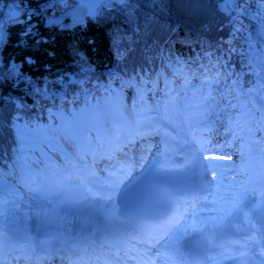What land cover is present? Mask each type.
<instances>
[{
  "label": "snow or ice",
  "instance_id": "snow-or-ice-1",
  "mask_svg": "<svg viewBox=\"0 0 264 264\" xmlns=\"http://www.w3.org/2000/svg\"><path fill=\"white\" fill-rule=\"evenodd\" d=\"M10 2L8 17L0 13V45L6 40L7 28L18 24L25 25L22 43L27 37L36 36L31 21L33 16L41 13L47 27L64 30L86 26L88 19L97 20L114 4L130 5L131 0H78L79 7L70 5L69 0H47L39 12L23 4L22 0L19 4L15 0ZM222 2L226 6L236 5L220 9L229 15L244 11L240 7L244 0ZM159 3L162 5L163 0ZM57 5L61 6L59 14ZM69 17L71 24L66 25L64 20ZM261 24L264 27V18ZM42 43L47 41L44 38L35 40L37 46ZM85 59L80 55L81 71L90 72ZM23 63L31 65L35 61L31 57H26L20 64L10 60L0 72V82L10 83L13 89L23 91L22 97L9 98L18 113L27 108L25 99L30 95L63 99L52 90L54 87L63 90L80 83L79 79H73L74 74L66 73H57L55 78L33 79L22 71ZM249 63L260 70L253 72L256 76L253 86L242 84L238 73H221L222 59L217 57L214 61L210 53L207 63L199 65V75L191 72V78L177 67L189 65V61L169 56L166 67L182 77L183 82L173 89L166 77L153 73L155 80L137 77L141 85L146 86L137 90L143 99L146 91L156 95L162 85L163 98L156 101L154 108L158 115L163 111L160 122L167 119L168 124L174 125L176 121L187 124L191 138L185 136L182 141H175L165 134L155 144L154 151L150 143L142 147L129 140L123 148L117 149L122 153L123 163L118 161L104 169L108 180L101 185L102 192L97 193L86 185V177L72 172L55 192L45 178L28 175L21 186L6 183L0 173V220L6 210L11 213L26 197L47 200L50 194H58L65 202L73 203L72 189L64 185L79 181L84 200L103 202L99 206L109 217L105 228L115 243L108 246V251L91 255L88 250H83L88 259L81 257L70 264H224L225 261L264 264V54L259 59L251 57ZM192 79L198 83H192ZM16 119L19 120V115ZM217 124L225 133L223 143L216 142L220 145L218 149L211 144L205 147L191 132L192 128H202L211 136L219 135ZM12 128L14 143L23 145L26 126L13 124ZM96 131L95 139L98 140L100 128ZM233 155L237 156L236 160ZM108 159L111 160V156ZM224 169L234 171L236 179L229 185L227 193L217 199L214 188L220 186L219 178L224 176ZM89 175L94 177L96 174L90 172ZM206 209L208 215H204ZM229 227L237 239H225L230 235L225 232ZM2 233L0 226V264H23L31 260L29 245L5 243Z\"/></svg>",
  "mask_w": 264,
  "mask_h": 264
},
{
  "label": "trees",
  "instance_id": "trees-1",
  "mask_svg": "<svg viewBox=\"0 0 264 264\" xmlns=\"http://www.w3.org/2000/svg\"><path fill=\"white\" fill-rule=\"evenodd\" d=\"M221 1L192 0L190 3L189 0H163L161 5L159 0H131L130 5L114 4L97 20L88 19L86 26L78 25L64 30L47 27L45 16L41 13L33 16L31 21L37 35L27 37L23 43L21 33L25 25L7 28L6 40L0 45V72L4 71L10 60L20 64L26 57H31L35 63H23L22 71L33 79L45 76L55 78L57 73H66L74 74L73 79H79L80 83L63 90L54 87L52 90L63 99L36 98L30 95L25 99L27 108L18 113L9 98L22 97L23 91L13 89L10 83L0 82L2 178L18 182L25 171L23 162L28 165L26 171L29 175L31 170L48 180L50 176L56 175L51 162L26 135L23 145L14 143L13 124L26 126V131L40 133L66 144L52 127L59 119L58 111L63 112L68 120H73L77 130L83 132L82 119H90L84 108L90 106L100 125L106 127L108 101L126 111V105L122 102L128 95V88L137 90L146 87L137 80L138 76L155 80L153 73H161L171 82L173 89L183 82L182 77L166 67L169 56L189 61V65L180 64L177 67L182 68L185 75L191 78V72L199 75V65L207 63V54L210 53L214 61L217 57L222 59L224 68L220 69L221 73H238L242 84L253 86L255 76L246 56L244 40L233 34L231 15L226 10L220 11L223 8ZM15 2L19 4L21 0ZM22 2L39 12L47 0ZM76 2L69 0L70 5ZM11 6L10 0H0V13L5 18ZM60 9L61 6L57 5V14ZM39 38H44L47 43L37 46L35 40ZM80 55L86 58L85 63L90 66V72L86 69L81 71ZM227 83L231 85V81ZM144 95L153 102L151 91H146ZM17 115L19 120L16 119Z\"/></svg>",
  "mask_w": 264,
  "mask_h": 264
},
{
  "label": "rangeland",
  "instance_id": "rangeland-1",
  "mask_svg": "<svg viewBox=\"0 0 264 264\" xmlns=\"http://www.w3.org/2000/svg\"><path fill=\"white\" fill-rule=\"evenodd\" d=\"M78 1V0H76ZM221 3V6L223 8L226 9V7H236V5H225L222 1L220 2ZM240 7L244 10V11H241L239 14H232L231 17H230V20H231V30L233 32L234 35L238 36V37H241L243 38L244 40V47L247 51V58L248 60H250L251 57H256L257 59H259V56H260V47H263L261 44H259V42H255V41H252V37H251V27H250V21H255L260 27H262V24H261V20L262 18H264V0H246V3L245 4H242L240 5ZM45 22V21H44ZM264 28V27H263ZM250 64V63H249ZM251 69H252V72H259V68H256L254 65H251ZM255 76V75H254ZM195 80V79H194ZM193 80V81H194ZM255 81H256V76H255ZM104 87L103 89H105L106 87L105 86H102ZM129 92H130V88H129ZM162 95V91L160 90L158 93H157V97H158V100L162 99L163 97L161 96ZM135 97V98H134ZM137 99H139L140 101H142L143 99H141V96L140 94H134V92H130L129 95H128V98H125L124 99V102L125 103H131L133 104V102L137 101ZM138 100V101H139ZM144 101V100H143ZM146 107V114L148 115L147 117H156L158 116L157 113H153L150 108L148 107V104L145 103ZM111 105H108V108H107V113L109 111H114V109L112 107H110ZM87 113L89 115H91V118L93 116H96L95 113H93L92 111V108L90 106H86L84 108ZM48 115H49V112H47ZM161 115H163V111H161V114L158 116L160 117ZM58 120L55 124L52 125V127L57 131V134L58 136L61 138V139H64L66 141V146H64L66 149L70 150V151H75L76 150V143H75V140L72 138V133H76L78 134L79 131L77 130V128L74 126V123H73V120L69 119L67 120L66 119V115L61 112V111H58ZM126 119L131 122L129 124V128L127 129L128 133L130 135H133L134 134V120H133V114H131L130 112L126 115ZM153 121V120H152ZM82 124L84 127H89L93 130H96L97 128V125H96V122L93 120V119H86L85 117L83 118L82 120ZM142 124V123H141ZM141 124H138L139 126V130H140V133L142 132L141 131V128H143V125L141 126ZM50 125V124H49ZM157 125V123L155 124ZM141 126V128H140ZM187 126V125H186ZM184 128H187V127H184ZM216 128L217 130L220 132L219 135H214V136H211L208 132L206 134H202V137H203V140H202V143L204 144L205 147H208L210 144L213 148H216L218 149L219 148V143H216L217 141H219L220 143H223V140H224V135L225 133L223 132L222 129L219 128V124L216 125ZM207 130V129H206ZM126 131V132H127ZM125 132V136H121L120 133H116L113 135V138H117V139H126V137L129 135L128 133ZM106 133H111V131H105V135H107ZM123 134V133H122ZM176 135V134H175ZM26 136L28 138V140L34 145L36 146L37 148H39L41 151L43 150V143L41 141V138L43 137L42 135L39 136V137H35L33 136L30 132L26 131ZM138 137V136H136ZM157 137V136H155ZM135 138V137H133ZM140 138V137H139ZM175 138V137H174ZM173 138V140H175ZM158 140V139H157ZM156 138H155V141H157ZM51 144H58V145H61L63 146L62 144L58 143L57 140L55 139H51ZM143 143H150V144H154V140L153 138L152 139H141L140 138V142ZM122 144V145H121ZM135 144H137V141L135 142ZM143 147V145H141ZM145 146V145H144ZM153 146V145H152ZM113 147H115V145H113ZM124 145L123 143H119V147L118 148H123ZM155 150V146H153V151ZM228 151H231V149H227ZM122 154V153H121ZM216 154H219L218 152ZM130 155H132V153H130ZM206 155H208V152L206 153ZM115 158L117 159H121V155H117ZM233 159L236 160L237 159V156L233 155ZM63 162H66V161H63ZM79 162V161H77ZM81 162H85L87 163L86 166V173L87 176V180L88 181H85L86 185L88 187H91L92 190L94 189V187L97 186L98 182L100 180L101 181H104L105 179H107V172L105 171H102V172H95V176H90L89 173L92 171V163L90 160H87V161H81ZM119 162L123 163L122 160H119ZM225 163H229L228 161H225ZM64 164V163H62ZM81 164V163H80ZM83 164V163H82ZM53 165L55 167V171L58 173V174H62V178H60L59 175H56L51 181L48 182V186L49 188H51L53 190V192L56 191V188L57 186L61 185L62 184V181L64 179H67V176L65 177L62 173V170L61 168H57V165L55 164V162H53ZM79 164L76 163L75 166H68V168L66 167V171L67 173L69 172H72L73 175H78L79 172H82V168H79L78 166ZM88 169V171H87ZM104 170V169H103ZM59 171V172H58ZM224 178L226 179V181L229 182V185L231 184V182L233 180L236 179V173L230 169H224ZM30 173L32 174V176H34V172L31 170ZM25 174H23L20 178V180L18 182H16L17 185H22L23 184V179L26 177V175L24 176ZM6 183H9V182H6ZM64 187H70L72 189V192H84L83 188H81L79 186V181H74L72 182L71 184H68V185H64ZM229 189V186H224L222 182H220V186L217 188L214 189L215 192H217V199H219V196H222V195H225L227 193ZM32 195V194H30ZM50 198H53L56 200L57 203H62V198L58 195V194H50L49 195ZM206 212V215H208V210L206 209L205 210Z\"/></svg>",
  "mask_w": 264,
  "mask_h": 264
},
{
  "label": "bare ground",
  "instance_id": "bare-ground-1",
  "mask_svg": "<svg viewBox=\"0 0 264 264\" xmlns=\"http://www.w3.org/2000/svg\"><path fill=\"white\" fill-rule=\"evenodd\" d=\"M250 27H251V37L252 41H257L259 44H261L264 47V28L260 27L254 20L250 21ZM164 121V120H163ZM172 128L171 130H165L163 135L167 134L168 139L175 141H182L183 137L187 136V131L184 128V126L179 122L176 121L175 124H171ZM170 129V128H169ZM176 134V135H175ZM164 137V136H163ZM207 152H205L206 155ZM225 176V175H224ZM224 176L220 179V182L223 183L224 186H229V182L226 181ZM108 179H105L104 181L99 180L98 184L94 189L92 190L93 193L102 192L101 185L105 184ZM22 186V185H21ZM72 200L73 203L65 202V200L62 198V203H57L55 199L48 198V204L46 205L43 202H39L35 198H25L17 207L15 210H13L11 213H9L7 210L5 211V216L2 220H0V226L3 228L4 236L5 234L9 232L10 228H13L17 225H20L22 223H26L29 220H48L50 222H53L55 224H61L65 221H67L72 214L73 210L76 208H83L86 209H95L99 211H104L106 214V217H108L107 212L100 207V204H103V202H92L89 203L88 201L83 199V196L81 193L83 192H72ZM86 195V193H84ZM32 196V195H31ZM206 215V212L204 213ZM237 225H239V221L237 222ZM7 234L4 237L5 243H8L7 241ZM112 245L110 242L107 243V241H104L100 244V249H106L108 250V246ZM98 252V251H97ZM79 256L76 254L69 255L67 258V264H70V261L77 260L81 257H83L85 260L88 259L87 256H84V252H78Z\"/></svg>",
  "mask_w": 264,
  "mask_h": 264
},
{
  "label": "water",
  "instance_id": "water-1",
  "mask_svg": "<svg viewBox=\"0 0 264 264\" xmlns=\"http://www.w3.org/2000/svg\"><path fill=\"white\" fill-rule=\"evenodd\" d=\"M74 5H76L77 7H79L78 2H76ZM64 23H65L66 25H70V24H71V18H70V17H69V18H66V19L64 20ZM69 28H72V27H69Z\"/></svg>",
  "mask_w": 264,
  "mask_h": 264
}]
</instances>
